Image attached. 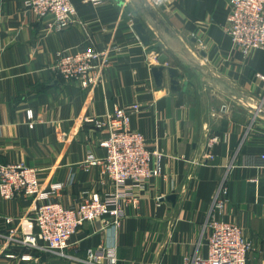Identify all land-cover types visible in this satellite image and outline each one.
Here are the masks:
<instances>
[{
  "label": "crops",
  "instance_id": "obj_1",
  "mask_svg": "<svg viewBox=\"0 0 264 264\" xmlns=\"http://www.w3.org/2000/svg\"><path fill=\"white\" fill-rule=\"evenodd\" d=\"M24 1L0 0V165L36 168L42 191L64 183L50 200L66 207L103 196L114 184L86 161L106 156L107 131L87 119L134 104L131 128L163 157L161 172L122 202L120 223L86 222L65 255L23 246L42 202L0 192V264H87L88 250L104 247L117 250L118 264H190L208 256L214 221L240 226L252 244L247 264H264V49L234 46L230 0H73L80 22L61 31ZM88 39L109 51L108 65L97 83L68 82L54 69L57 55Z\"/></svg>",
  "mask_w": 264,
  "mask_h": 264
},
{
  "label": "built area",
  "instance_id": "obj_2",
  "mask_svg": "<svg viewBox=\"0 0 264 264\" xmlns=\"http://www.w3.org/2000/svg\"><path fill=\"white\" fill-rule=\"evenodd\" d=\"M101 5L106 0H91ZM159 5L162 0H149ZM24 5L38 18H52L55 30H64L80 22L73 0H25ZM231 10L225 29L234 46L244 54L252 50L264 49V0H230ZM82 50L59 52L54 69L68 82L77 81L84 86L97 83L101 72L109 62V51L100 50L86 40ZM264 79L263 76L258 75ZM140 110L139 104L118 107L114 112L101 118H91L99 130L107 131V137L100 145L106 150L102 159L88 155L86 169L100 165L104 176L110 178L114 188L106 194L94 193L84 196L77 207H66L51 201L65 187L62 182L52 183L48 191L40 189L36 168L23 164L0 165V192L4 199H12L18 194L34 197L42 203L36 204L35 225L37 231L26 234L20 243L28 249H39L64 254L72 236L86 222H94L107 217L111 223L119 224L125 217L124 200L132 201L133 189L143 187L154 175L161 172L159 165L163 154L151 149L144 135L131 128V115ZM32 118V110L28 111ZM264 161V154L261 156ZM157 161L154 165V161ZM226 200L216 198L215 207L223 209ZM209 239V253L206 258H196L190 264H247L252 244L243 236L240 226L228 221H214ZM24 259L30 256H24ZM87 264H118L115 248L89 249Z\"/></svg>",
  "mask_w": 264,
  "mask_h": 264
},
{
  "label": "water",
  "instance_id": "obj_3",
  "mask_svg": "<svg viewBox=\"0 0 264 264\" xmlns=\"http://www.w3.org/2000/svg\"><path fill=\"white\" fill-rule=\"evenodd\" d=\"M146 9L150 10V8H148V7ZM135 30H136L137 34L140 36V38L145 41L146 40V36H145L146 30L144 28V25L139 21V19L137 17L135 19ZM160 60L162 62H165L166 61V56H162ZM163 70H164V67L154 68V70H153L154 73H155L157 82L159 84L162 83ZM170 73H171L172 77L176 76V70L175 69H170Z\"/></svg>",
  "mask_w": 264,
  "mask_h": 264
}]
</instances>
